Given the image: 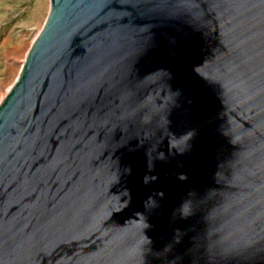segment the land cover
Returning a JSON list of instances; mask_svg holds the SVG:
<instances>
[{"label":"water","instance_id":"95a60500","mask_svg":"<svg viewBox=\"0 0 264 264\" xmlns=\"http://www.w3.org/2000/svg\"><path fill=\"white\" fill-rule=\"evenodd\" d=\"M0 264H264V0H50L0 105Z\"/></svg>","mask_w":264,"mask_h":264},{"label":"rangeland","instance_id":"374dc122","mask_svg":"<svg viewBox=\"0 0 264 264\" xmlns=\"http://www.w3.org/2000/svg\"><path fill=\"white\" fill-rule=\"evenodd\" d=\"M50 12V0H0V105L22 71Z\"/></svg>","mask_w":264,"mask_h":264},{"label":"clouds","instance_id":"9594fccd","mask_svg":"<svg viewBox=\"0 0 264 264\" xmlns=\"http://www.w3.org/2000/svg\"><path fill=\"white\" fill-rule=\"evenodd\" d=\"M180 179H182V180H183V179H186V177H185V176H181V177H180Z\"/></svg>","mask_w":264,"mask_h":264},{"label":"bare ground","instance_id":"6f19581e","mask_svg":"<svg viewBox=\"0 0 264 264\" xmlns=\"http://www.w3.org/2000/svg\"><path fill=\"white\" fill-rule=\"evenodd\" d=\"M22 69H23V67H22ZM20 72H21V71H20ZM18 78H19V77H18ZM18 78H17V79H18ZM16 81H17V80H16ZM12 87H13V85H12ZM10 90H11V89H10Z\"/></svg>","mask_w":264,"mask_h":264}]
</instances>
